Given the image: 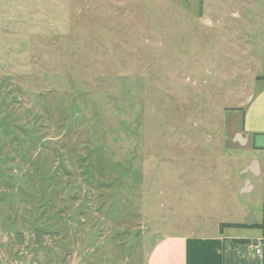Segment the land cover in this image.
<instances>
[{"label":"rangeland","instance_id":"1","mask_svg":"<svg viewBox=\"0 0 264 264\" xmlns=\"http://www.w3.org/2000/svg\"><path fill=\"white\" fill-rule=\"evenodd\" d=\"M263 76L264 0H0V254L147 264L208 194L260 220Z\"/></svg>","mask_w":264,"mask_h":264},{"label":"crops","instance_id":"2","mask_svg":"<svg viewBox=\"0 0 264 264\" xmlns=\"http://www.w3.org/2000/svg\"><path fill=\"white\" fill-rule=\"evenodd\" d=\"M255 88V94L248 103L240 107V112L243 133L257 154L246 171L255 175H259L261 171L259 179H262L263 200L260 220L256 215L253 218L250 216L248 220L251 219L252 224L247 225L242 220L232 219L229 209H225L228 214L221 211H224L223 207L229 208L233 196L225 195L228 197V201H225L220 199V194H208L206 200L210 204L199 216L198 224L196 223L202 229L187 230L182 225L180 227L183 229H180L177 223L170 225L165 230L170 235L153 249L147 264H264V147L261 150L264 145V76L257 77ZM253 166H256V172L252 170ZM252 188L254 186H245L242 190ZM224 224L246 226L230 228L223 227ZM238 229L245 231L244 235L229 233ZM259 244L261 253L257 255L253 246ZM9 262L0 254V264H10Z\"/></svg>","mask_w":264,"mask_h":264},{"label":"trees","instance_id":"3","mask_svg":"<svg viewBox=\"0 0 264 264\" xmlns=\"http://www.w3.org/2000/svg\"><path fill=\"white\" fill-rule=\"evenodd\" d=\"M246 225H240V224H224L223 227H230V228H242L245 227ZM260 226V225H257Z\"/></svg>","mask_w":264,"mask_h":264},{"label":"built area","instance_id":"4","mask_svg":"<svg viewBox=\"0 0 264 264\" xmlns=\"http://www.w3.org/2000/svg\"><path fill=\"white\" fill-rule=\"evenodd\" d=\"M253 247H255L256 254L259 255L261 253V244L253 246Z\"/></svg>","mask_w":264,"mask_h":264},{"label":"water","instance_id":"5","mask_svg":"<svg viewBox=\"0 0 264 264\" xmlns=\"http://www.w3.org/2000/svg\"><path fill=\"white\" fill-rule=\"evenodd\" d=\"M252 170L256 172V171H257V170H256V166H253ZM246 224H247V225H251V224H252L251 219L247 220V221H246Z\"/></svg>","mask_w":264,"mask_h":264}]
</instances>
